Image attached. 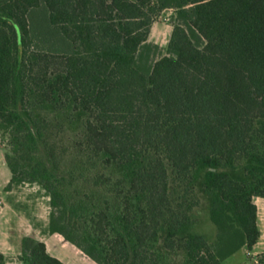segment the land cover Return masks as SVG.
Instances as JSON below:
<instances>
[{
    "label": "trees",
    "instance_id": "obj_1",
    "mask_svg": "<svg viewBox=\"0 0 264 264\" xmlns=\"http://www.w3.org/2000/svg\"><path fill=\"white\" fill-rule=\"evenodd\" d=\"M166 9L176 17L162 54L149 36ZM51 112L84 119L69 146ZM0 132L7 188L41 183L50 232L99 264H173L176 241L183 264L252 250L254 198H264V0H0ZM202 175L214 245L188 231ZM26 249L17 264H65L32 238Z\"/></svg>",
    "mask_w": 264,
    "mask_h": 264
},
{
    "label": "rangeland",
    "instance_id": "obj_2",
    "mask_svg": "<svg viewBox=\"0 0 264 264\" xmlns=\"http://www.w3.org/2000/svg\"><path fill=\"white\" fill-rule=\"evenodd\" d=\"M175 17L176 13L173 9L163 10L154 16V23L151 28L149 42L160 45L162 54L166 53L167 45L172 34ZM48 116L52 119H62L60 121L64 123V128H55L53 131L57 140L62 143V145H64L63 147L69 146L72 140H74L76 136L80 134L82 123L84 121L81 116L64 114L56 117L52 112L48 113ZM0 151H2L4 158L11 151L8 144V139L2 132H0ZM65 159L66 163H68L72 160V155L66 154ZM228 170L232 171V169ZM14 188L15 192L13 195H20L24 197L19 199L21 203L25 201L23 203H26L27 208H33V205L40 203L44 216L48 213L50 219L52 210L50 205V197L47 190L41 183L29 181L16 182L14 184ZM194 191L199 199L200 204L193 212V225L188 231L190 233L204 235L207 238L209 244L214 245L217 240V228L211 221V201L210 197L204 191L203 175L195 182ZM15 200H17V198ZM254 201L258 207V225L261 231L260 239L252 250H248L247 247H244L237 253L226 258L223 264H251L258 255L264 252V198L255 197ZM39 206L37 204L38 208H40ZM162 238H164V234L162 235ZM176 242L178 243V241ZM177 243L174 245V252H172V263L183 264L185 260L184 253L180 251Z\"/></svg>",
    "mask_w": 264,
    "mask_h": 264
},
{
    "label": "crops",
    "instance_id": "obj_3",
    "mask_svg": "<svg viewBox=\"0 0 264 264\" xmlns=\"http://www.w3.org/2000/svg\"><path fill=\"white\" fill-rule=\"evenodd\" d=\"M11 179V170L0 151V252L7 263H22L21 256L27 251L26 240L32 238L44 243L48 254L65 264H99L61 234L51 233L49 214L44 216L40 203L33 208H27L25 201L21 203L19 199L24 197L13 195L14 184L7 188Z\"/></svg>",
    "mask_w": 264,
    "mask_h": 264
}]
</instances>
